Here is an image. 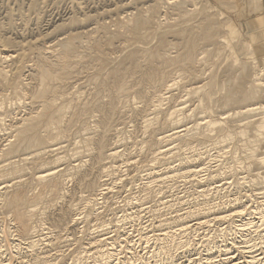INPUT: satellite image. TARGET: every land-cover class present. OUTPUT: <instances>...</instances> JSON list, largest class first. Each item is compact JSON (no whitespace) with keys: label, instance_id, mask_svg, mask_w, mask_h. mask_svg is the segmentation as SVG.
Segmentation results:
<instances>
[{"label":"rangeland","instance_id":"374dc122","mask_svg":"<svg viewBox=\"0 0 264 264\" xmlns=\"http://www.w3.org/2000/svg\"><path fill=\"white\" fill-rule=\"evenodd\" d=\"M169 1L0 0V56L10 55L0 57V166L18 161V170L25 168L21 174L0 171V264H99L102 250L113 251V264H226L223 259L230 256L239 263L264 255V218L255 209L264 202V161L257 163L264 160L258 128L264 111L239 115L246 101H224L229 88L242 83L243 91H250L255 78L264 92V0ZM139 17L151 23L137 37ZM204 18L222 28L215 30L214 42L199 41L198 58L187 63L188 36L207 22ZM65 39L72 42L70 50L60 44ZM246 52L253 54L243 65ZM188 64H194L191 71ZM44 67L60 74L50 81L46 98H37ZM133 67L142 71L136 74ZM151 69L162 75L151 80ZM262 95L255 101L264 103ZM43 103H50L47 114L60 115V122L48 131L45 145L30 143L25 149L27 143L15 150L21 141L16 129L25 117L44 112ZM40 122L36 131L46 135L45 120ZM207 122L213 129H204ZM176 127L189 130L165 140ZM52 144L58 150L34 154ZM110 151L117 156L108 157ZM21 158H27L25 164ZM47 169L55 170L57 187L34 178ZM15 192L28 198L16 205L30 221L31 233L21 236L10 204ZM240 206L247 211L232 220L213 219ZM197 209L208 214L207 222L197 225L200 217L191 215ZM241 224L248 229L240 231ZM185 225L192 229L180 231ZM164 244L167 255L158 251Z\"/></svg>","mask_w":264,"mask_h":264},{"label":"bare ground","instance_id":"6f19581e","mask_svg":"<svg viewBox=\"0 0 264 264\" xmlns=\"http://www.w3.org/2000/svg\"><path fill=\"white\" fill-rule=\"evenodd\" d=\"M180 3V0H171V1H169V4H172V5H174V4H179ZM169 6V5H168ZM176 6V5H175ZM195 11V10H194ZM201 15V14H200ZM144 17V16H143ZM141 17H139V18H137V19H139V20H136L137 22L135 23V27H134V30H133V35L134 36H137L138 35V31H139V29L141 28H145V29H147V27H150V23H151V21L148 19V18H143V19H140ZM208 20H210V19H213V18H207ZM207 19H205L204 18V20L205 21H207ZM154 21V20H153ZM203 21V20H202ZM204 21V22H205ZM208 22V21H207ZM205 23L202 27H200V28H198L199 27V25H198V27H196V26H194V27H196V29L198 30V31H196L195 30V32H193L191 35H189L188 36V39H187V46H188V48H187V53L185 52V54H186V60H187V63H188V60L191 62V60L194 62V61H196V59L198 58L196 55V52H195V56H194V51H195V48L197 47L196 46V44L199 42V41H202V42H208V41H211V42H214V41H212V40H214V38L213 37H216V36H214L215 34V30H219L220 28H222V27H219V29H215V26L216 25H218L219 23L217 22H215L216 23V25H214V23H213V21H212V23H210V22H208V23ZM132 23H134V22H132ZM153 23V22H152ZM201 24H203V22L201 23ZM201 24H200V26H201ZM153 26V25H152ZM193 27H191V29H192ZM129 29H130V27H129ZM140 29V30H141ZM195 29V28H194ZM189 30V29H188ZM186 32H187V30H185ZM190 31V30H189ZM191 31H193V30H191ZM131 32H132V30H131ZM148 32V31H147ZM146 32V33H147ZM163 32V31H162ZM182 32V31H181ZM185 32V33H186ZM144 33V32H143ZM162 34H164V33H162ZM161 34V35H162ZM187 34V33H186ZM146 35V34H145ZM160 35V34H159ZM165 35V34H164ZM216 35H218V33L216 34ZM144 36V35H143ZM184 36V35H183ZM138 37V36H137ZM162 37H164V36H162ZM161 38V37H160ZM183 39H186L185 38V36L183 37ZM164 39H162V41H163ZM205 42H204V45H205ZM217 42V41H216ZM71 40H60V44L61 45H63L64 46V48H65V50H70V48L72 47V45H71ZM166 43V42H165ZM209 43V42H208ZM207 43V44H208ZM221 43V42H220ZM182 44V43H181ZM184 44V43H183ZM200 45H201V42L199 43ZM211 44H213V43H211ZM210 44V45H211ZM60 45V46H61ZM209 45V44H208ZM215 45V44H214ZM217 45V44H216ZM218 46V45H217ZM53 47V46H52ZM185 47V46H184ZM205 47V46H204ZM138 48H140V47H138ZM141 48H143V45H141ZM140 48V49H141ZM199 48V47H198ZM185 49H186V47H185ZM144 51V49H141V50H139L140 52L141 51ZM145 50H146V48H145ZM164 50V49H163ZM147 51H149V48H148V50ZM147 51L145 52V54L147 53ZM150 51H151V49H150ZM149 51V52H150ZM162 51V50H161ZM161 51H159V53L161 54L162 52ZM197 51H198V49H197ZM1 52H3V51H1ZM155 52H158V51H155ZM207 52H208V50H207ZM210 52V51H209ZM5 53V52H4ZM151 53V52H150ZM159 53H156L157 55H160ZM247 53V52H246ZM7 54V53H6ZM143 54V53H142ZM152 54V53H151ZM180 54V53H179ZM248 54V56H249V58H246L245 60H244V62L245 63H243L242 62V64L243 65H245L246 64V62H249V60L251 61V58H252V54L253 53H247ZM0 55H1V53H0ZM139 55H140V53H139ZM165 55V54H164ZM163 54H162V56H164ZM143 56H145V55H143ZM142 56V57H143ZM147 56H149L148 54H147ZM147 56H145V57H147ZM162 56H160V58L162 57ZM172 56V55H171ZM178 56V55H177ZM0 57H2L1 59L2 60H8L9 58H10V55H3V56H0ZM144 57V58H145ZM152 57V56H151ZM157 57V56H156ZM175 57V56H174ZM178 57H180V56H178ZM181 57H182V55H181ZM195 57H197L196 59H195ZM131 58H133V57H131ZM155 58V56L153 57V59ZM164 58V57H163ZM167 58V57H166ZM169 58H172L173 59V57H169ZM149 58H147L146 60H148ZM183 59H184V56H183ZM195 59V60H194ZM132 60V59H131ZM134 60V59H133ZM135 60H138V59H136L135 58ZM163 60V59H162ZM177 60V59H176ZM175 60V61H176ZM182 60V59H181ZM186 60L184 61V63L186 62ZM239 60V59H238ZM150 61V60H149ZM153 60H151V62H152ZM165 62L167 61V60H164ZM170 61V60H169ZM137 62V61H136ZM135 62V63H136ZM139 62V61H138ZM143 62V61H142ZM147 62V61H146ZM164 62V63H165ZM168 62V61H167ZM173 62H174V59H173ZM178 62V61H177ZM179 62H181L180 60H179ZM183 62V61H182ZM181 62V63H182ZM134 63V62H133ZM134 63V64H135ZM145 63V62H144ZM144 63H140V64H142V65H146V64H144ZM149 63V62H148ZM153 63H155L154 61H153ZM152 63V64H153ZM158 63H160V62H158ZM157 63V64H158ZM163 62H162V65L164 64ZM169 63V62H168ZM171 63H172V61H171ZM175 63V62H174ZM183 63V64H184ZM192 63V62H191ZM190 63V64H191ZM198 63V62H197ZM233 63V65H238V64H234V61L232 62ZM236 63H237V61H236ZM241 63V62H240ZM176 64H178V63H176ZM135 65H137L138 66V64H135ZM148 65V64H147ZM151 64H149V66H150ZM159 65V64H158ZM161 65V64H160ZM166 65V64H165ZM172 65V64H171ZM174 65V64H173ZM179 65H180V63H179ZM192 65H194V64H192ZM192 65H189L188 64V67H189V71H191V67H192ZM249 65V64H248ZM136 66V67H137ZM148 66V68H150ZM176 66V65H175ZM184 66H187V65H184ZM240 66H242V65H240ZM139 67H140V65H139ZM144 67V66H143ZM155 66H153V68H154ZM160 67H164V66H160ZM180 67V66H179ZM236 67V66H235ZM238 67V66H237ZM31 68V67H30ZM64 68V67H63ZM63 68H61V71H62V69ZM134 68V67H133ZM144 68H146V67H144ZM151 68H152V66H151ZM166 68H168V67H166ZM182 68H183V66H182ZM121 69V68H120ZM120 69H117V70H119L120 71ZM126 69V68H125ZM139 68H137V71H142V70H138ZM140 69H142V66H141V68ZM160 69V68H159ZM158 69V70H159ZM170 68H168V70H169ZM175 69V68H174ZM233 69V68H232ZM240 71H242L240 68H238ZM246 69V68H245ZM117 70H116V72H117ZM122 70V69H121ZM128 70V69H127ZM132 70V69H131ZM135 70V68L133 69V71ZM150 70V69H149ZM166 70V69H165ZM164 69L162 70L163 71V73H164V71H165ZM238 70V71H239ZM60 70H53L51 67H44V68H41V70H40V72H39V74H40V82L42 83V86L40 87V89L36 92V97L37 98H46V96H47V94H48V92H49V83H50V81H52V80H56L58 77H59V74H60V72H59ZM130 71V70H129ZM129 71H126V72H129ZM133 71H132V73H133ZM136 71V70H135ZM134 71V72H135ZM136 71V74L138 73ZM145 71V70H144ZM151 71H152V73L150 74V72L148 73V77L151 79V80H153L154 78H155V76H156V74H157V72H159V71H157V69H151ZM170 71V70H169ZM237 71V72H238ZM121 72V71H120ZM171 72V71H170ZM142 73H145V72H142ZM141 73V74H142ZM161 75H162V73L161 72H159ZM173 73V72H172ZM180 73H181V71H180ZM183 73V72H182ZM124 74H126V73H124ZM140 73H139V75H141ZM149 74H150V76H149ZM184 74V73H183ZM239 74V73H238ZM121 75H123V73L121 74ZM127 75H128V73H127ZM145 75H146V73H145ZM241 75V74H240ZM146 76V77H147ZM163 76H166V75H164L163 74ZM163 76H162V78H163ZM168 76V75H167ZM173 76V75H172ZM214 77H215V75H213ZM117 77V76H116ZM116 77H114V78H116ZM121 77H123V76H121ZM141 78L142 77H145L144 76V74H142V76H140ZM238 78L237 79H239V76H237ZM113 78V79H114ZM141 78H140V80H141ZM148 78V80H150ZM157 78V77H156ZM168 78V77H167ZM182 78V77H181ZM234 78H236V77H234ZM234 78H232V80L234 79ZM121 79V78H120ZM120 79H118V77H117V80H120ZM123 79H125V78H122L121 80H123ZM159 79V78H158ZM164 79V78H163ZM169 79V78H168ZM211 79H213V78H211ZM216 79L217 78H215V79H213V80H215L216 81ZM237 79L236 80H234V81H236L237 82ZM240 79H241V77H240ZM256 79V78H255ZM255 79H254V84H253V82H252V84L253 85H250V86H252L251 88H250V91H243V88H242V83L239 85V86H237L236 88L234 87V86H232L233 87V89L231 90L230 88V90L228 89V91L227 90H225V102L226 103H238V102H241V101H246V102H249V104H247L246 105V102H244L245 103V105L244 106H239L240 107V109H241V111H239L238 112V114L240 115H242V114H244V115H248V114H253L254 112L256 113V112H258V111H264V103H258V102H256L255 101V99L257 98V97H259V99H261V97H260V95L263 93L264 94V92H262L261 90H260V86L261 85H259V84H261L259 81H255ZM259 79V78H258ZM261 79V78H260ZM121 80H120V82H121ZM143 80V79H142ZM145 80H147V78L145 79ZM232 80H230V82L232 81ZM257 80V79H256ZM144 81V80H143ZM164 81H165V79H164ZM212 81V80H211ZM250 81V80H249ZM213 82V81H212ZM236 82H235V84H236ZM242 82V81H241ZM149 83V82H148ZM152 83H153V81H152ZM158 84H160L159 82H157ZM162 83V82H161ZM165 83V82H164ZM164 83H162L163 85H165ZM208 83H210V82H208ZM214 84H215V82H213ZM246 83H248V81H246ZM259 83V84H258ZM154 84V83H153ZM167 84H169V83H167ZM175 84V83H174ZM197 84V83H196ZM199 84V83H198ZM212 84V83H211ZM218 84V83H217ZM229 84V83H228ZM232 84V83H231ZM237 84H239V83H237ZM249 84V83H248ZM263 84V83H262ZM170 86H171V84H169ZM206 85V84H205ZM234 85V84H233ZM117 86V85H116ZM123 86H124V84H120L119 85V89L121 90V89H123ZM162 86V85H161ZM212 86V85H211ZM214 86V88H215V86L216 85H213ZM224 86H225V84H224ZM223 86V87H224ZM231 85H229L228 87H230ZM153 87V86H152ZM155 87V86H154ZM172 87V86H171ZM207 87H208V85H207ZM210 87V86H209ZM217 87V86H216ZM223 87H221L222 89H224ZM143 88H145V87H143ZM158 88V87H157ZM167 88V87H166ZM165 87H164V89H166ZM173 88H174V85H173ZM200 88V87H199ZM204 88V87H203ZM211 88V87H210ZM213 88V89H214ZM245 88V87H244ZM154 89H156V88H154ZM170 89H172V88H170ZM170 89H168V90H170ZM198 89V88H197ZM263 89V88H262ZM200 90V89H199ZM206 90V89H205ZM204 90V91H205ZM210 90V89H209ZM212 90V89H211ZM245 90H247V89H245ZM249 90V89H248ZM260 90V91H259ZM264 90V89H263ZM163 91V90H162ZM203 91V90H202ZM174 92V91H173ZM206 92H208L207 90H206ZM222 92V91H221ZM202 93V92H201ZM210 93H211V91H210ZM224 93V92H223ZM261 93V94H260ZM35 94V93H34ZM204 94H205V92H204ZM212 94V93H211ZM210 94V95H211ZM260 94V95H259ZM213 95V94H212ZM205 95H202V97L203 98H205V97H207V99H208V97H210L209 96V94L207 95V96H205ZM222 96H223V94H222ZM221 96V97H222ZM262 96H264V95H262ZM35 97V96H34ZM159 97H162V96H159ZM163 97H165V96H163ZM163 97L161 98L162 100H163ZM167 99V98H166ZM206 99V100H207ZM222 99V98H221ZM258 99V100H259ZM42 100V99H41ZM204 100V99H203ZM210 100V99H209ZM257 100V99H256ZM44 102H49V101H46V99L45 100H43ZM223 101V100H222ZM223 101V102H224ZM255 103H254V102ZM224 102V103H225ZM242 102V103H243ZM54 103V102H53ZM52 103V104H53ZM243 103V104H244ZM2 104V103H1ZM46 104V103H45ZM44 103H43V105H44V112H40V114L38 113H36L35 112V114H37L36 116L35 115H33V116H35V117H29V116H27V117H29V118H27L26 119V117H25V120H24V122H26L25 124H23L22 123V125L23 126H20V128L19 129H16L17 130V132H18V137L21 139V141H19L20 143H18V145H16L15 143V145H14V148H15V150H17V148H21V146H25L24 144H27L28 143V146H25V149H26V147H30L29 146V144L30 143H33V144H35L33 147H36V145L38 146V145H42V144H44L45 145V143H46V140H47V137H50L47 133H48V131L54 126V125H57L59 122H60V120H61V116L60 115H55V116H51V115H49V114H47L48 113V109L51 107V105H50V103H49V105L47 104V105H45ZM242 104V105H243ZM42 105V104H41ZM42 105V106H43ZM41 106V107H42ZM236 106V105H235ZM238 107V108H239ZM179 109V108H178ZM177 109V110H178ZM181 109V108H180ZM38 110V109H37ZM51 110H54V109H52L51 108ZM41 111V110H40ZM43 111V110H42ZM39 112V111H38ZM52 112V111H51ZM3 114V113H2ZM51 114V113H50ZM237 114V113H236ZM237 114V115H238ZM47 115H49L48 117H47ZM6 116V115H5ZM1 117H2V115H1ZM209 117V116H208ZM212 118V117H211ZM6 119V118H5ZM22 119V118H21ZM41 120H45V122L43 123L42 122V124H44V125H46L45 127H46V135L44 134H38L37 133V129L39 128L38 126H39V124L38 123H41L40 121ZM49 120V121H48ZM172 120V119H171ZM226 120V119H225ZM224 120V121H225ZM4 121V120H3ZM22 121H23V119H22ZM169 121V124L170 123H172V121H174V120H172V121H170V120H168ZM176 121V120H175ZM174 121V122H175ZM183 121V120H182ZM0 122H2V121H0ZM223 122V121H222ZM18 123V122H17ZM46 123V124H45ZM204 123V122H203ZM248 123V122H247ZM175 124V123H174ZM174 124H173V126H174ZM197 124V123H196ZM172 125V124H171ZM213 123H211V122H207L206 124H205V127H204V129L207 127V128H210V129H213ZM192 126V125H191ZM201 126V125H200ZM38 127V128H37ZM179 127V126H178ZM178 127H176V128H174L170 133H168V134H164V139L166 140V139H171V138H182L181 136H183L185 133H187V131L189 130L188 128H184V129H178ZM181 127V126H180ZM196 127V126H195ZM58 128V127H57ZM190 128V127H189ZM197 128V127H196ZM206 128V129H207ZM221 128V130L223 129L222 127H219L218 128V131H219V129ZM258 128H259V130L261 131V133L262 134H264V117H263V120H261L259 123H258ZM61 130V129H60ZM169 130V129H168ZM167 130V131H168ZM191 130H192V128H191ZM191 130L189 131V132H191ZM209 130V129H208ZM207 130V131H208ZM214 130H215V128H214ZM39 131V130H38ZM206 131V130H205ZM206 131V132H207ZM213 131V130H212ZM223 131V130H222ZM14 132H16V131H14ZM61 132H64L63 130H61ZM205 132V133H206ZM211 132V131H210ZM163 133V132H162ZM204 133V132H203ZM201 134L202 136L205 134ZM242 133H244V132H242ZM65 134V133H64ZM189 134V133H188ZM194 134V133H193ZM209 134V133H208ZM207 134V135H208ZM59 135V134H58ZM57 135V136H58ZM192 135V134H191ZM15 136H17V134L15 135ZM61 136V135H60ZM64 136V135H63ZM190 136V135H189ZM205 136V135H204ZM59 137V136H58ZM65 137V136H64ZM64 137H62V138H64ZM185 137V136H184ZM197 137V136H196ZM18 138V139H19ZM198 138V137H197ZM163 139V140H164ZM49 140V139H48ZM163 140H162V142H163ZM16 142H18V141H16ZM9 145V144H8ZM44 145H43V147H44ZM46 145H48V144H46ZM55 145V144H54ZM16 146V147H15ZM31 146V147H32ZM56 146V145H55ZM10 147V146H9ZM8 147V148H9ZM46 147V146H45ZM48 147H51L50 149L51 150H48L47 148ZM48 147H46L45 149H47V150H45V149H43L42 151H35V153L34 154H37V155H42L43 153H48V152H54L55 150H58V148H56V147H54L53 146V144L52 145H50V146H48ZM10 148H13V146L11 145V147ZM19 148V149H20ZM38 148H40V147H38ZM37 148V149H38ZM63 148V147H62ZM7 149V148H6ZM5 149V150H6ZM32 149V148H31ZM36 150V149H35ZM60 150H62L61 148H60ZM20 151H21V149H20ZM23 151V150H22ZM256 151V150H255ZM255 151H253V153L255 152ZM7 152H9L8 150H7ZM37 152V153H36ZM59 152V151H58ZM29 153V152H28ZM31 153V152H30ZM29 153V154H30ZM99 153H100V151H99ZM98 153V154H99ZM102 153V152H101ZM100 153V154H101ZM108 153H109V151H108ZM257 153V152H256ZM10 154V153H9ZM12 154V153H11ZM25 154V153H24ZM34 154H31L32 156H30V155H26V156H30V157H32L33 158V155ZM117 154H118V152H116V151H113V152H111L110 151V156H108V157H111V156H113V157H115V155L117 156ZM120 154V153H119ZM37 155H35V156H37ZM103 155V154H102ZM102 155H101V157H102ZM11 156V155H10ZM18 156V155H17ZM16 156V157H17ZM98 156V155H97ZM97 156H95V157H97ZM107 156V155H106ZM9 157V156H8ZM20 157V156H19ZM38 157V156H37ZM76 157V156H75ZM103 157H104V155H103ZM35 159V158H34ZM60 159V158H59ZM198 159V158H197ZM6 160V159H5ZM11 160V159H10ZM27 160V158H21L20 159V162H24V161H26ZM14 161V160H13ZM61 161V160H60ZM101 161V160H100ZM201 161V160H200ZM263 159L262 158H259V159H257V163H263ZM30 162V161H29ZM98 162V161H97ZM194 162H197V161H193V164H194ZM199 162V161H198ZM8 163V162H7ZM17 163H18V161L17 162H12V161H10L8 164H5L4 166H0V171L2 172V174H3V171H2V167H5L4 168V171L6 172V171H8V174L9 173H16V172H18V171H20V170H18V168H19V166H16L17 165ZM21 163V164H22ZM20 164V163H19ZM24 164H25V162H24ZM75 164V163H74ZM78 166H79V164H77ZM202 165V164H201ZM200 165V166H201ZM27 166V165H26ZM26 166H24V167H26ZM29 166V165H28ZM35 166V165H34ZM191 166V165H190ZM193 166V165H192ZM74 167V166H73ZM77 167V166H76ZM186 167V166H185ZM54 168V167H53ZM79 168V167H78ZM78 168H76V169H78ZM191 168V167H190ZM200 168V167H199ZM24 169L25 168H23V171H24ZM29 169V168H28ZM193 169V168H192ZM38 170V169H37ZM57 170V169H56ZM188 170V169H187ZM191 170V169H190ZM57 171H59V169L57 170ZM199 170L198 169H196V165H195V168L193 169V170H191V172L192 173H196V172H198ZM37 172V171H36ZM185 172V171H184ZM184 172H182V175L184 174ZM187 172V171H186ZM185 172V173H186ZM188 172H190V171H188ZM188 172H187V174H188ZM19 173V172H18ZM19 174H21V173H19ZM55 174H56V172H55V170L54 169H47V170H44V171H38V173H37V175L34 177L37 181H39V182H43V181H48V182H50V184H49V186L50 187H57V185H59L58 183V181H56L57 179H55L54 177H55ZM199 174V173H198ZM16 175V174H15ZM34 175V174H33ZM57 176V175H56ZM175 176V175H174ZM3 178V177H2ZM12 178V177H11ZM55 179V180H54ZM21 180V179H20ZM62 180H64V179H62ZM62 180H61V183H62ZM7 181V180H6ZM19 181V180H18ZM54 182H57V183H55L54 184ZM17 183V182H16ZM18 183H20V182H18ZM22 183V182H21ZM61 183H60V185H61ZM64 183V182H63ZM1 184V183H0ZM11 183H9V184H6L7 186H4L5 188H7V187H9V185H10ZM48 185H46V188H48L49 187ZM10 187H11V185H10ZM61 187V186H60ZM1 188L2 187H0V190H1ZM12 189V188H11ZM14 189V188H13ZM18 189V188H17ZM61 189V188H60ZM8 190V189H7ZM6 191V190H5ZM24 191V190H23ZM261 192H263L262 193V195H264V191H261ZM261 192H260V194H261ZM23 194V193H22ZM22 194H20L19 192H15V194L13 193V196H12V198H11V200H10V204L11 205H13L12 207H14L15 208V219L14 220H16V225H18L17 226V233H18V235L20 234V236L21 235H26L27 234V232H29V233H31L29 230V224H30V221L29 222H27V218L26 217H24V211H20V210H22V209H20V208H17L16 207V205H20V202H22V201H24L25 200V196L27 195L26 193H25V196L24 195H22ZM259 194V195H260ZM258 195V194H257ZM24 196V197H23ZM40 196V195H39ZM39 196H36V197H38V199L40 200V198L41 197H39ZM35 197V198H36ZM264 197V196H263ZM7 198V197H6ZM10 198V197H9ZM26 199H28L27 198V196H26ZM96 200V199H95ZM229 200V199H228ZM27 201V200H26ZM262 201H263V199H262ZM28 202V201H27ZM22 203H25V201L24 202H22ZM21 203V204H22ZM29 203V202H28ZM8 204V203H7ZM9 205V204H8ZM10 205V206H11ZM24 205V204H23ZM25 205H27V204H25ZM264 206V202H261L260 201V203H257V206H255V209H256V211H257V213L258 214H260V216H262V218H264V209L262 208ZM18 207H20V206H18ZM234 207V206H233ZM11 208V207H10ZM239 208H241V209H232L229 213H226V214H218V215H216L215 216V218H213V219H217V220H219V219H221L222 221H223V219H225V220H232V218H234V216H239V215H242L243 213H244V211L246 210L247 211V209H244V208H242V206H240ZM12 209V211L14 210L13 208H11ZM24 210H25V207L23 208ZM210 210V209H209ZM235 210V211H234ZM26 211H29V210H26ZM30 211H33V210H30ZM208 211V210H207ZM224 211V210H223ZM14 212V211H13ZM205 212V211H204ZM217 212V211H216ZM250 212V211H249ZM33 213V212H32ZM206 213V212H205ZM221 213V212H220ZM256 213V212H255ZM14 214V213H13ZM27 214H29V213H27ZM193 214H194V216H198V217H200V218H198V222H197V225L198 224H203V223H205V222H207V221H204V219L205 218H207V216H208V214L206 215V216H204V214H202L201 213V211L200 210H193L192 212H191V215L193 216ZM200 214H202L203 216H201ZM214 214V213H213ZM189 216H190V214H189ZM213 216V215H212ZM211 217V216H210ZM30 218H31V216H30ZM186 218V217H185ZM197 218V217H196ZM241 218V217H240ZM261 218V217H260ZM236 219V218H235ZM28 220H30V219H28ZM189 220V219H188ZM195 220V219H194ZM206 220V219H205ZM220 220V221H221ZM224 220V221H225ZM262 220V219H261ZM260 220V221H261ZM262 222V221H261ZM181 223V222H180ZM234 223V222H233ZM251 223V222H250ZM236 224V223H235ZM227 225V224H226ZM230 225V224H229ZM32 226V225H31ZM205 226H207V225H205ZM208 226H210V225H208ZM232 226V225H231ZM235 226V225H234ZM244 226H247V225H244V224H241V225H238L237 226V228L238 227H240V231H242V230H247ZM179 227V226H178ZM192 227V226H191ZM236 227V226H235ZM253 227V226H252ZM0 228H3L2 226L0 227ZM34 228V227H33ZM32 228V229H33ZM197 228V227H196ZM199 228V227H198ZM192 229V228H191ZM190 229V225H185L184 227L182 226V229H180V231H185V232H188V231H190L191 230ZM195 229V228H194ZM259 229V228H258ZM6 230V229H5ZM34 230V229H33ZM227 230V229H226ZM3 232V230L2 229H0V236H1V233ZM5 232V231H4ZM165 232V231H164ZM176 232V231H175ZM224 232V231H223ZM227 232V231H226ZM6 233V232H5ZM165 234H163V236H164ZM161 236V235H160ZM163 236H161V237H163ZM4 237V236H3ZM29 237V236H28ZM165 238H166V240L168 241V239H170L171 238V235L170 234H168L167 232H166V235L164 236ZM20 238V237H19ZM159 238V237H158ZM156 239H157V237H156ZM3 240V239H2ZM34 240V239H33ZM101 240V239H100ZM122 240V239H121ZM144 240V239H143ZM161 240H163V239H161ZM165 240V239H164ZM157 241V240H156ZM184 241V240H183ZM100 242V241H99ZM98 242V243H99ZM164 242V241H163ZM174 242V241H173ZM166 243V242H165ZM172 243V242H171ZM170 243V244H171ZM193 243V242H192ZM255 243V242H254ZM170 244H169V246H170ZM256 244V243H255ZM1 245V244H0ZM14 245V244H13ZM30 245V244H29ZM36 245V244H35ZM165 245V244H164ZM163 245V247H161L162 246V244H161V249H159L158 251H162V252H164L165 254L167 253L166 252V248H167V246L165 245L164 246ZM172 246V245H171ZM21 247V246H20ZM262 248V247H261ZM15 249H16V247H15ZM135 249V248H134ZM169 249V248H168ZM3 251V250H2ZM156 252V254H158L159 252ZM6 252V251H5ZM113 252V251H112ZM110 250H106V251H103L102 250V253H101V255L100 256H96V257H99L98 259H99V264H113L114 262H113V260H114V258H113V253H112ZM241 252H242V250H241ZM169 254V253H168ZM245 254V253H244ZM251 254V253H250ZM261 254H262V252H261ZM264 254V253H263ZM4 255V254H3ZM97 255V254H96ZM115 255V254H114ZM167 255V254H166ZM136 256V255H135ZM171 256V255H170ZM169 256V257H170ZM244 256V255H243ZM3 257V256H2ZM171 258V257H170ZM169 258V259H170ZM246 259L244 260V262H239V263H245V264H258L260 261L262 262V260L264 259V255L262 256L261 255V257H258V256H256V255H253V256H250L249 257V259H247V257H245ZM3 259V258H2ZM136 259V258H135ZM237 259H238V257H237ZM237 259L234 257V256H230V257H227V258H225V259H223L225 262L224 263H226V264H239V263H236L235 262V260L237 261ZM116 260V259H115ZM171 260V259H170ZM207 260V259H206ZM211 260V259H210ZM6 261V260H5ZM30 261V260H29ZM169 261V260H168ZM172 261V260H171ZM2 262V261H1ZM209 262H211V261H208L207 260V263H209ZM37 263V262H36ZM48 263V262H47ZM206 263V262H205ZM193 264V263H192Z\"/></svg>","mask_w":264,"mask_h":264}]
</instances>
